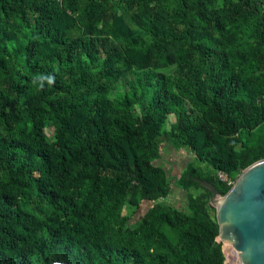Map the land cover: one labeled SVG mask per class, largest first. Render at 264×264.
Returning a JSON list of instances; mask_svg holds the SVG:
<instances>
[{
	"label": "trees",
	"instance_id": "obj_1",
	"mask_svg": "<svg viewBox=\"0 0 264 264\" xmlns=\"http://www.w3.org/2000/svg\"><path fill=\"white\" fill-rule=\"evenodd\" d=\"M261 159L264 0H0V264H222Z\"/></svg>",
	"mask_w": 264,
	"mask_h": 264
},
{
	"label": "water",
	"instance_id": "obj_2",
	"mask_svg": "<svg viewBox=\"0 0 264 264\" xmlns=\"http://www.w3.org/2000/svg\"><path fill=\"white\" fill-rule=\"evenodd\" d=\"M199 182L211 192L221 241L233 247L241 264H264V159L243 169L224 194L212 183Z\"/></svg>",
	"mask_w": 264,
	"mask_h": 264
},
{
	"label": "rangeland",
	"instance_id": "obj_3",
	"mask_svg": "<svg viewBox=\"0 0 264 264\" xmlns=\"http://www.w3.org/2000/svg\"><path fill=\"white\" fill-rule=\"evenodd\" d=\"M172 119V117H171ZM47 136H49V138H52L53 136V129H48L47 130ZM164 156L169 159V160H177L178 163L182 164L184 163V157L186 156L184 153L182 154L179 151H175L174 149H170V151H165L164 152ZM177 170L175 169L174 172H176ZM234 182V181H233ZM233 185V183H232ZM231 186V185H230ZM163 200L168 201L170 204L177 206L179 208H181L183 206L182 203V196L179 192H174L172 191L168 196H166L165 198H163ZM153 204L152 201H148V200H143L139 207H137L132 214L130 215V217H128V225L131 227L136 226L141 220L142 217L144 215V213L147 211V209L149 207H151ZM125 213L128 214V209L124 208V210L122 211L123 215H126ZM223 244L222 243V251L224 253V260L222 262V264H241L238 260H236L232 253L229 252V246Z\"/></svg>",
	"mask_w": 264,
	"mask_h": 264
},
{
	"label": "built area",
	"instance_id": "obj_4",
	"mask_svg": "<svg viewBox=\"0 0 264 264\" xmlns=\"http://www.w3.org/2000/svg\"><path fill=\"white\" fill-rule=\"evenodd\" d=\"M218 177L220 178V180H222V182L226 185H232V183H234L225 173H223L222 171H219L218 172ZM223 243V242H222ZM223 244H226L229 246V252L232 253L233 257L239 261V258L235 252V250L233 249V247L230 245V244H227V243H223ZM225 245V246H226ZM224 254V253H223ZM240 262V261H239ZM241 263V262H240Z\"/></svg>",
	"mask_w": 264,
	"mask_h": 264
}]
</instances>
